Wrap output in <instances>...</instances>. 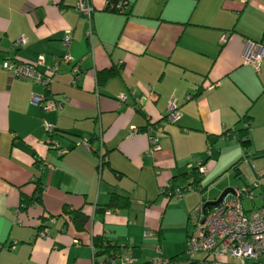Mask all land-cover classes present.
<instances>
[{
    "label": "crops",
    "instance_id": "1",
    "mask_svg": "<svg viewBox=\"0 0 264 264\" xmlns=\"http://www.w3.org/2000/svg\"><path fill=\"white\" fill-rule=\"evenodd\" d=\"M90 1L91 22L76 0H0V264H92L96 236L136 264L158 248L178 257L172 264H190L189 216L203 200L251 184L264 195V172L252 164L264 159V57L258 71L244 60L249 41L264 46V0H124L119 13L105 11L107 0ZM65 54L73 61L48 91L64 103L57 111L32 103L42 87L2 68L8 58L36 64L43 57L39 69L47 73ZM110 68L119 74L101 83L98 73ZM171 100L181 112L175 124L165 121ZM246 116L248 149L238 136ZM46 122L56 126L52 144ZM154 124L160 150L151 157L145 128ZM198 163L200 191L171 199L162 193L183 185ZM245 164L253 179L241 175ZM113 195L130 207H108ZM66 209L86 215L85 224ZM203 260L195 261L212 264Z\"/></svg>",
    "mask_w": 264,
    "mask_h": 264
},
{
    "label": "built area",
    "instance_id": "2",
    "mask_svg": "<svg viewBox=\"0 0 264 264\" xmlns=\"http://www.w3.org/2000/svg\"><path fill=\"white\" fill-rule=\"evenodd\" d=\"M75 9L91 22L94 8L90 0H76ZM228 36L223 35L221 42L225 43ZM70 37H66L64 42L66 45L70 42ZM26 42V38L22 37L14 43L15 47H19ZM264 57V46L249 41L244 52V60L250 64L255 71L259 70L262 59ZM73 58L70 54H65L52 66L48 67L47 73L41 71L39 66L44 64L43 57L36 64H28L18 59H5L2 64L3 70L12 78L26 79L43 88V93L32 95V103L41 106L46 111H57L63 107V101L52 97L48 91L52 83L53 77L59 72L64 64H71ZM128 96L123 94L120 96V103L126 102ZM181 116L180 107L176 100H171L168 104V112L165 117L166 123L175 124ZM44 128L47 133L55 132L56 126L53 123H44ZM158 128L156 125H149L146 129V134L149 139L148 156H154L160 150L159 137L157 136ZM139 130L132 128V133H138ZM82 145L91 149L90 143L82 140ZM59 153L64 155L67 150L59 148ZM101 166L104 160V151L101 148L98 151ZM199 174H204L203 163H198L195 166ZM257 184L241 185L234 188L233 193L227 194L223 200L215 206H206L204 200L190 214L189 221L192 231L186 240L184 255L187 261L191 264L195 261L198 255L205 257L206 261H211L212 264H219L217 258L227 256L235 259L239 264H246L249 261L251 264L264 263V206L253 207L252 210H246L243 205V200L254 202L256 195ZM194 191L187 187L182 189L176 187L172 192L166 193L167 198H181L186 193ZM164 192V190H163ZM262 195V194H261ZM264 200V195H262ZM46 232L40 235L45 236ZM146 235L151 236L148 232ZM158 253L146 264H172L170 259L164 257L159 248ZM95 254V253H94ZM126 252H122L117 261H111L110 264H136L132 258H124ZM122 259L123 262L119 260ZM119 261V262H118ZM92 264H107L103 258L94 256Z\"/></svg>",
    "mask_w": 264,
    "mask_h": 264
},
{
    "label": "trees",
    "instance_id": "3",
    "mask_svg": "<svg viewBox=\"0 0 264 264\" xmlns=\"http://www.w3.org/2000/svg\"><path fill=\"white\" fill-rule=\"evenodd\" d=\"M125 5H126V2L124 0H107L105 11L112 12V13H116V12L119 13V12L123 11V9L125 8ZM118 74H119V71L115 68L106 69V70L100 71L98 73V80L101 83H104L108 79L115 77ZM250 119H251L250 116H246L245 118H243L242 121H245V123L247 125H246V127L238 130L239 142H240V145L244 149H248L251 146V140H250V134H249ZM154 125H152V126H154ZM147 127L145 128V133H146ZM47 134L49 135V137L51 139L54 135H56V129H55L54 133H52V134L47 133ZM156 134L158 136V131ZM49 142H50V144H52V139ZM199 175H202V174H199L197 168L194 167L192 169L191 173L186 178V182L183 185L177 186V187H180L182 189H186L187 187H190L193 190L200 191L201 190V187H200V178L201 177H199ZM175 188L176 187L166 186L164 189H162V193L166 195V193L172 192ZM163 190H164V192H163ZM41 193H42V188L40 186H37L36 196H35L36 200H38V201L40 200ZM30 201H31L30 199L22 200L23 203H27V204L30 203ZM130 203H131L130 200L127 198H122L120 196L113 195L111 197V201H110L108 207L126 209V208L130 207V205H131ZM261 206H264V203ZM261 206H259V207H261ZM64 211H65L64 214H68V213L72 214L74 216V220L76 222H78L79 219L81 218L80 220L82 221L83 225L85 224V222L88 219V217L86 215L84 216V214H82V212H80V211L71 212L67 209ZM93 247H94V251H95L94 256L96 258H103L107 262V264H110L111 261H117L119 259V256L124 251L121 247L114 244L111 240H107L102 236L94 237ZM177 259H178V257L171 258L170 261H171V263H173ZM191 264H197V263L192 262Z\"/></svg>",
    "mask_w": 264,
    "mask_h": 264
},
{
    "label": "rangeland",
    "instance_id": "4",
    "mask_svg": "<svg viewBox=\"0 0 264 264\" xmlns=\"http://www.w3.org/2000/svg\"><path fill=\"white\" fill-rule=\"evenodd\" d=\"M252 164L255 165V167H256L257 170H259V171L261 170V171L264 172V159H262V158H255V159H253ZM240 171L242 173L241 175H244V177H247V178L249 177L250 179H253L252 174H251L252 173V169L250 168L249 165H247V164L243 165L242 167H240ZM235 180L236 179H234V180L232 179L231 180L233 184H236L237 183ZM259 181L261 182V185H262V188H263V191H264V178L259 179ZM240 184H242V183H240ZM261 193L262 192H261L260 189H257L256 190L257 197H256V199H255L254 202H251V201L246 200V199L243 200V205H244V207H245L246 210H252L253 207H259V206L263 205L264 201L261 198L262 197ZM205 200L207 201L208 199L205 198ZM165 239L163 240V244H165ZM170 239L175 240L176 237L175 236H171V238L169 237V240ZM168 246L170 247L171 245H168ZM186 261H187V259H186ZM246 264H251V263L249 261H246Z\"/></svg>",
    "mask_w": 264,
    "mask_h": 264
},
{
    "label": "water",
    "instance_id": "5",
    "mask_svg": "<svg viewBox=\"0 0 264 264\" xmlns=\"http://www.w3.org/2000/svg\"><path fill=\"white\" fill-rule=\"evenodd\" d=\"M233 192H234V188L225 189L215 201L207 202L206 206H215L219 204L227 194L233 193Z\"/></svg>",
    "mask_w": 264,
    "mask_h": 264
}]
</instances>
